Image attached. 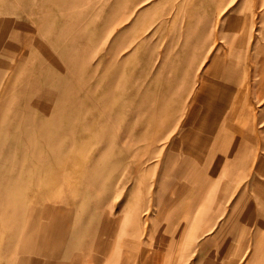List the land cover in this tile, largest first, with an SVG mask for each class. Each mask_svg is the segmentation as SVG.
Returning a JSON list of instances; mask_svg holds the SVG:
<instances>
[{
  "label": "rangeland",
  "instance_id": "374dc122",
  "mask_svg": "<svg viewBox=\"0 0 264 264\" xmlns=\"http://www.w3.org/2000/svg\"><path fill=\"white\" fill-rule=\"evenodd\" d=\"M256 143L264 0H0V264H264Z\"/></svg>",
  "mask_w": 264,
  "mask_h": 264
},
{
  "label": "crops",
  "instance_id": "0c3cea01",
  "mask_svg": "<svg viewBox=\"0 0 264 264\" xmlns=\"http://www.w3.org/2000/svg\"><path fill=\"white\" fill-rule=\"evenodd\" d=\"M245 116L246 115L244 114V118H245ZM256 120L258 121V118H256ZM256 120L255 119H253V120L251 119V121H252L251 123H254ZM248 121H250V119ZM224 136H229V134H225ZM234 142H235L236 146H234L233 150H236V151L233 153V156L234 157H241L242 154L246 150L245 149L246 145H245V143H243L241 141H236L235 138H234ZM256 144H257V146H255V147L253 146L254 144L251 145L250 150L248 151V153L243 158H241L238 161H233V166L235 165L234 169H237L238 167H241V166H245V167H249V172L250 173L256 172V173L259 174V172H260V173H262V175L264 174V150H262L260 148L261 146H259L258 143H256ZM230 156L233 158L232 155H230ZM240 169H242V168H240ZM263 179H264V177H263ZM243 197H245V196H242V198ZM247 207H250V205H247ZM261 207L264 208V203H261ZM251 215L252 216H250V219H252V217H253V214H251ZM245 217H246V215H245ZM245 217L243 216V214H240V215H237V217H235V219H237V220L239 219V222H244L245 220H243V219H245ZM247 218L248 217H246V219ZM28 261L29 260L27 258H23L21 263L22 264H27Z\"/></svg>",
  "mask_w": 264,
  "mask_h": 264
},
{
  "label": "bare ground",
  "instance_id": "6f19581e",
  "mask_svg": "<svg viewBox=\"0 0 264 264\" xmlns=\"http://www.w3.org/2000/svg\"><path fill=\"white\" fill-rule=\"evenodd\" d=\"M250 96H251V95H250ZM248 122H249V121H248ZM234 166H235V165H234ZM234 166H233V167H234ZM238 166H239V165H238ZM232 169H233V168H232ZM257 172H258V171H257ZM257 174H258V173H257ZM245 219H246V217H245Z\"/></svg>",
  "mask_w": 264,
  "mask_h": 264
}]
</instances>
